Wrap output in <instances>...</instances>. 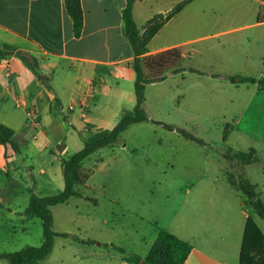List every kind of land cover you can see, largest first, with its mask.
<instances>
[{"label": "crops", "instance_id": "0c3cea01", "mask_svg": "<svg viewBox=\"0 0 264 264\" xmlns=\"http://www.w3.org/2000/svg\"><path fill=\"white\" fill-rule=\"evenodd\" d=\"M254 1L264 8V0ZM80 3L83 26L81 34L76 37L64 0H0V49L5 51L2 48L3 44L15 48L8 50L6 56L0 57V124L14 130V139L20 146V153L15 154L9 145L0 143V171L9 170L18 176H21L20 173L26 174L28 182L21 179L26 185L22 189H26L29 196L51 195L62 190L64 187L62 158L81 149L84 140L106 135L120 116L125 111L132 110L135 105L133 89L135 73L129 64L134 54L122 30V10L126 0H80ZM136 7L137 0L133 4V17L141 33L150 17L138 25ZM158 13L163 12L156 14ZM250 25L261 27L263 31L264 16L258 12L256 21ZM161 28L149 40L148 50L141 57L177 48L181 58L172 67L165 69L164 79L148 83L147 86L163 83L172 85L178 74L186 71L195 72L189 69L195 67L182 66L179 63L186 54L195 50L193 47L187 48L186 53L182 50V47L192 44L194 38L180 42L163 40L162 43L152 45V40ZM225 32L214 34L220 36ZM263 36L264 34H260L259 37ZM235 39L228 37L226 39L228 41H219L217 45L219 48L224 43L235 46ZM204 48L203 46L202 49ZM17 50L32 55L36 59V68L25 64L16 54ZM225 55H222L223 61L233 65L248 64L260 72V77L264 75V50L253 56L247 55L244 59L241 58V54H236V51L232 53V48L229 55ZM4 61L7 62L6 67L2 65ZM195 69L198 70L195 73L203 75L199 72L204 71ZM206 74L221 77L215 72ZM228 76L234 74L223 75L225 82L234 87L236 83ZM177 85L175 84V88ZM192 85H200V81H195ZM177 89L165 97L166 102L173 101L175 96L177 99L180 98L178 95L180 90ZM257 91L260 97L256 102L257 111L254 108V118L258 122L252 125L251 130H255L256 134L261 132L264 134V129H261L264 128V90L257 88ZM84 95L89 96L91 100L85 115L78 105ZM240 122L241 118L236 124L239 125ZM156 125L167 131L168 134L165 135L168 142L175 140L171 136L174 134L178 142L184 143L181 139L186 138H182L183 136L176 130H168L161 124ZM120 144L119 139V143L114 146L103 147L83 160L82 168L90 169L86 179V195L93 198L94 193L103 187L94 180L97 172L102 171L108 161L103 149L108 148V152L116 155L117 146ZM262 169L264 170L263 166ZM175 181L178 183L177 192L180 199L177 202L178 207L173 210L171 218L165 224L152 219L151 243L146 253H137L142 258L148 253L160 228L172 232L192 245L183 264H239L245 222L249 215L264 237V229L257 220L259 217L243 207L241 195L227 180L232 191L223 190V186L218 185L217 177L202 176L197 179L178 180L175 178ZM260 192L264 201L263 191ZM2 194L5 199L2 200L0 197L1 221L32 219L33 216L26 213L27 206L22 207L8 198L17 192ZM109 200L114 202L111 195ZM95 201L94 198L93 203ZM68 203L69 200L66 203L52 205L51 213L53 207ZM203 209L218 211L219 214L214 217L203 215L201 212ZM114 214L111 212V215ZM68 230L70 229L61 227L56 230L66 235L55 237L51 253L40 264H63L65 256L72 260L77 259L79 253L68 251L70 248L67 245L73 244L66 241L67 238L71 240L70 242L102 246L101 240L84 237L80 235L79 230L68 237ZM105 243L107 244L105 247L115 248L113 243ZM61 249L64 252L61 253ZM116 249L118 254L112 253L103 264H131L125 260L124 253ZM252 253L256 260L255 264H264L263 243L258 251Z\"/></svg>", "mask_w": 264, "mask_h": 264}, {"label": "rangeland", "instance_id": "374dc122", "mask_svg": "<svg viewBox=\"0 0 264 264\" xmlns=\"http://www.w3.org/2000/svg\"><path fill=\"white\" fill-rule=\"evenodd\" d=\"M181 1L137 0V24H143L157 12L165 13ZM258 12L264 16V8L254 0H190L157 33L152 45L163 40L180 42L194 38V42L182 50L184 53L187 48L195 50L179 63L204 72L200 75L186 71L178 74L172 85L146 86V113L155 120L174 123L192 132L205 143L197 144L188 139H181L184 143H180L174 134L171 136L175 140L168 142L167 131L150 121L129 125L120 135L121 144L117 146L116 155L108 152V148L103 149L108 161L94 177L95 182L103 186L92 196L96 204L93 200L72 197L68 205L52 208L55 232L59 227L70 229V237L79 230L80 235L103 242L100 247L70 242L67 238L66 241L73 244L67 245L68 251L79 255L75 260L65 256L63 264H103L112 253L118 254V247L125 252L146 253L152 238V219L165 224L178 207L180 199L175 178L217 177L223 190L232 191L225 180V171L235 179L242 172L264 195V134L251 130L258 122L254 113L260 93L257 83L246 80L249 76L260 77V72L248 64L233 65L222 59L223 54L229 55L231 48L232 53L236 51L243 59L264 50V36L259 37L264 30L250 25L256 21ZM220 31L226 32L220 36L214 34ZM228 37L236 38V45L224 43L219 48L217 43ZM208 70L221 77L207 75ZM229 73L234 76L228 77L239 79L234 81V87L223 78ZM195 81H200V85H192ZM175 84H178L180 98L175 96L173 101L166 102L165 97L177 89ZM250 148L256 150L258 158L255 162L244 164L228 156L234 151ZM20 174L0 171V197L4 200L2 193L17 192L8 198L25 207L30 196L22 189L26 185L21 179L27 180V175ZM110 195L114 202L109 200ZM111 212L115 214L111 215ZM201 212L213 217L219 214L209 209ZM257 220L264 229V220ZM41 242L42 224L38 217L27 221L0 220V251L13 252L28 245L38 246ZM105 242L113 243L115 248L105 247ZM0 264L9 263L0 260Z\"/></svg>", "mask_w": 264, "mask_h": 264}, {"label": "trees", "instance_id": "16d2710c", "mask_svg": "<svg viewBox=\"0 0 264 264\" xmlns=\"http://www.w3.org/2000/svg\"><path fill=\"white\" fill-rule=\"evenodd\" d=\"M190 0H182L166 13H158L150 17L140 33L133 17V4L135 0H126L122 10V30L124 37L129 42L134 57L129 63L134 70L135 78L133 83L135 105L132 110L125 111L118 121L113 125L110 131L103 136L92 140H84L83 146L78 151L62 158V173L64 187L62 190L51 195L31 194L26 207V213L29 216L38 217L42 224V242L38 246H25L20 250L13 252L0 251V260H6L9 264H40L53 249L55 236L66 235L62 232L53 230V217L50 207L56 204L66 203L72 197H79L85 200H93L85 194L87 173L82 170V162L93 152L103 148L114 146L119 143L121 133L131 124L150 121L161 124L168 130H176L186 139L197 144L205 142L188 130L149 118L145 110V88L148 83L164 79V71L172 67L180 60L181 54L177 48L163 50L149 57H141L147 49V43L155 33L173 16H175ZM66 11L69 14L74 36L81 34L83 26V13L80 0H64ZM0 49V57L8 53V50L15 49L13 46L3 44ZM16 54L27 65L36 68V59L23 51L17 50ZM191 71H198L195 68H189ZM178 71V70H175ZM202 73V72H199ZM216 75V74H213ZM234 82V77H229ZM241 80V79H240ZM247 81L257 83L260 90H264V75L259 78L249 76ZM50 86V84L47 83ZM0 143L9 145L15 154L20 153V146L14 139V130L4 124H0ZM230 159H237L244 164L257 161L256 150L250 148L248 151L237 150L228 154ZM262 164V163H261ZM227 182L237 191L242 198L243 207L251 213L256 214L264 220V201L261 198V192L256 184L252 183L248 177L241 172L235 179L232 174L225 171ZM260 242V243H258ZM261 243L264 245V237L259 228L249 215L245 222L239 264H255L253 251H258ZM192 245L172 232L160 228L157 236L151 245L148 253L143 257L141 264H183L191 251ZM118 249L124 253V258L131 264H138L142 258L137 253L125 252L121 247Z\"/></svg>", "mask_w": 264, "mask_h": 264}, {"label": "built area", "instance_id": "2783aa9c", "mask_svg": "<svg viewBox=\"0 0 264 264\" xmlns=\"http://www.w3.org/2000/svg\"><path fill=\"white\" fill-rule=\"evenodd\" d=\"M2 65L6 67V66H7V62L4 61V62L2 63ZM92 88H94L93 85H92ZM90 103H91V100H90L89 96H86V95H84V96L79 100L78 105H79V107L81 108V111H82V114H83V115H85L86 109H87V107L90 105ZM72 107H73V106H70V108H72Z\"/></svg>", "mask_w": 264, "mask_h": 264}, {"label": "water", "instance_id": "95a60500", "mask_svg": "<svg viewBox=\"0 0 264 264\" xmlns=\"http://www.w3.org/2000/svg\"><path fill=\"white\" fill-rule=\"evenodd\" d=\"M143 260H144V258H141V260H140V262L138 264H141Z\"/></svg>", "mask_w": 264, "mask_h": 264}]
</instances>
